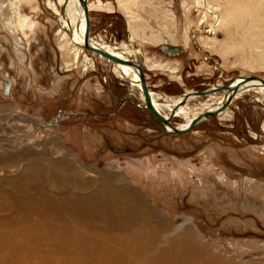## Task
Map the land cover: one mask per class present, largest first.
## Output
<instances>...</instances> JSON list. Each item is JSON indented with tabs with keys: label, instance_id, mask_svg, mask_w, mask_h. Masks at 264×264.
<instances>
[{
	"label": "rangeland",
	"instance_id": "obj_1",
	"mask_svg": "<svg viewBox=\"0 0 264 264\" xmlns=\"http://www.w3.org/2000/svg\"><path fill=\"white\" fill-rule=\"evenodd\" d=\"M210 1L218 25L196 0H88L89 35L97 44L132 40V51L144 54L148 89L169 98L235 77L264 79V0ZM57 10L58 0H0V77L12 81L9 93L0 88V198L83 196L112 176L160 226L190 230L200 244L237 262L264 264L260 95L241 92L191 131L165 132L109 61L63 38ZM173 45L182 47L177 56L160 50ZM208 98L185 103L190 108ZM171 124L184 121L174 116ZM55 162L68 168L67 186L52 177L33 187L30 170L47 174ZM7 214L18 225L17 211Z\"/></svg>",
	"mask_w": 264,
	"mask_h": 264
},
{
	"label": "bare ground",
	"instance_id": "obj_2",
	"mask_svg": "<svg viewBox=\"0 0 264 264\" xmlns=\"http://www.w3.org/2000/svg\"><path fill=\"white\" fill-rule=\"evenodd\" d=\"M85 1L87 4L88 0ZM196 1L204 9V17L213 14L214 23L218 25L221 22L222 19L216 10H212L210 0ZM239 1L246 5L250 0ZM4 2L6 0H3ZM58 5L60 10L55 13L63 38L71 42L74 48L86 50L85 18L80 1L58 0ZM261 8L264 9V1L261 2ZM13 11L17 12V8ZM26 25V19L18 20V27L21 30ZM212 28L215 26H211V30L207 31H212ZM192 38L191 36L190 40ZM150 41L155 42L153 38H150ZM132 42L127 40L120 44H97L90 35L88 38L89 46L124 61L141 63L142 68L144 54L139 48L132 51L129 47ZM181 49L182 47L174 45L160 47V50L169 56L179 55ZM89 52L106 59L98 53ZM78 57L79 54L73 53L72 60L77 61ZM106 60L113 66L117 77L130 82L136 89L139 104L145 108L138 69ZM68 64L70 63H66ZM242 77L246 76L233 78L234 81L229 88L239 83ZM0 78L5 82L2 85L4 91L8 93L12 81L3 74ZM220 86L214 84L207 90L213 91ZM248 90L259 94L264 101V86L258 82H250L232 94L231 102L237 94ZM148 94L154 109L169 121L174 116L181 118L184 124L175 128L184 130L197 117L219 109L231 95V90L205 95L209 96L205 102L190 108L186 103L180 104L184 96L191 95L188 99L204 96L186 93L169 98L149 89ZM175 107V113L172 115ZM202 120L208 119L202 118L200 122ZM162 127L165 132L172 131L169 127L163 125ZM62 163L55 162L52 171L47 174L42 172L40 176L37 173L39 168L31 169L29 182L35 187L53 177L52 179L64 188L68 183L64 175L68 168ZM57 170H60V177L54 175L58 174ZM102 179L104 182L95 186L91 194L83 196L71 197L64 194V197L59 198L58 195V197L52 195L53 197L48 196L50 198L42 196L41 200H38L32 195L24 201L9 200L8 196L0 198V215L2 213L7 215L6 218L0 217V264H243L219 250L214 251L209 246L200 244L190 230L181 231L179 230L181 228L169 224L160 226L153 217L152 210L138 197L134 198L135 194L132 195L126 187L117 184L115 177L103 176ZM111 179L114 184L108 183ZM80 187L78 186L77 190L80 191ZM26 208L31 212L32 218L26 214ZM16 211L17 215H20L17 219L18 225L14 224L11 215L7 214Z\"/></svg>",
	"mask_w": 264,
	"mask_h": 264
},
{
	"label": "water",
	"instance_id": "obj_3",
	"mask_svg": "<svg viewBox=\"0 0 264 264\" xmlns=\"http://www.w3.org/2000/svg\"><path fill=\"white\" fill-rule=\"evenodd\" d=\"M79 1H80L81 5L83 6L84 18H85L84 48L86 50H88V51H93L95 53H98V54L102 55L103 57H105L106 59H109L113 63L125 64V65L131 66V67H135L136 69H138L139 76H140L141 91H142V94H143V97H144V106L148 110V112L156 120L159 121L160 124H162L164 127L171 128L172 131L170 133H173L175 135L185 134V133L191 131L192 128H194L196 125H198L202 118L210 119V118L215 117L218 113L224 111L225 109H227L230 106L231 99H232V94L235 91H237L240 87L244 86L245 84H248L250 82H258V83H260V84H262L264 86V79L263 78H261L259 76H255V75H248L246 77L240 78L241 81L239 83H236L235 86L230 87V88H229V86L233 83V81H234L233 79L230 82H228L227 84H225V85H221L220 87H216L215 90H213V91L205 89V90H203L201 92H196V93H194L196 96H205V95H208L210 93L231 90V95L226 100V102L223 105H221V107L219 109H217L216 111L208 112V113H205L204 115H202L200 117H197L196 119L191 121L189 126L186 129H184V130L177 129V128L173 127L170 124V121H169L168 118H164L162 115H160L154 109V107H153V105H152V103L150 101L149 94H148V87H147V84H146V77H145L144 72H143V70L141 68V63H134V62H130V61H124V60L119 59L117 57H114V56H112V55H110V54H108V53H106V52H104V51H102V50H100L98 48L89 46L88 38H89V29H90V18H89V15H88L87 4H86L85 0H79ZM190 97H191V95L184 96L180 104H184L185 101L188 98H190ZM175 110H176V107L173 109L172 115L175 113ZM262 132H263V135H264V122H263Z\"/></svg>",
	"mask_w": 264,
	"mask_h": 264
},
{
	"label": "flooded vegetation",
	"instance_id": "obj_4",
	"mask_svg": "<svg viewBox=\"0 0 264 264\" xmlns=\"http://www.w3.org/2000/svg\"><path fill=\"white\" fill-rule=\"evenodd\" d=\"M119 42H120V41H119ZM116 44H117V43H116ZM1 87H3V86H2V84L0 83V88H1ZM212 87H213V86H212ZM11 88H12V86L10 87V89H11ZM10 89H9V92H10ZM9 92H8V93H9ZM237 95H238V94H237ZM237 95H236V96H237ZM236 96H235V97H236ZM235 97H234V99H235ZM234 99L232 100V102L234 101ZM232 102H231V103H232ZM230 105H231V104H230ZM227 109H228V108H227ZM171 119H172V118H171ZM202 121H205V120H202ZM202 121H201V122H202ZM170 123H171V120H170ZM171 125H172V124H171ZM173 126H174V125H173Z\"/></svg>",
	"mask_w": 264,
	"mask_h": 264
},
{
	"label": "crops",
	"instance_id": "obj_5",
	"mask_svg": "<svg viewBox=\"0 0 264 264\" xmlns=\"http://www.w3.org/2000/svg\"><path fill=\"white\" fill-rule=\"evenodd\" d=\"M103 60H105V59H103ZM106 61V60H105ZM107 62V61H106Z\"/></svg>",
	"mask_w": 264,
	"mask_h": 264
}]
</instances>
